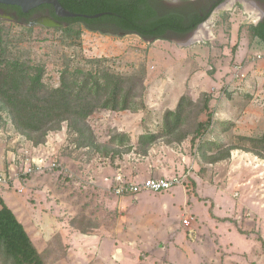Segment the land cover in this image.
<instances>
[{"label":"rangeland","instance_id":"374dc122","mask_svg":"<svg viewBox=\"0 0 264 264\" xmlns=\"http://www.w3.org/2000/svg\"><path fill=\"white\" fill-rule=\"evenodd\" d=\"M161 1L167 11L198 7L201 2ZM257 11L249 1L229 0L212 12L192 39L179 41L83 28L78 49L64 45L61 32L53 28L0 21L10 38L19 41L22 57L45 65L49 87L60 85L68 58L74 64L82 58H105L118 73L144 76L138 110H102L88 120L100 144L118 131L131 136L134 150L115 160L77 147V135L68 123L50 132L44 147L34 150L33 142L0 110V161L5 162L0 171L13 179L0 192L11 196L10 203L22 204L32 197L28 180L41 183L40 201L49 207L36 213L51 219L43 224L53 238L48 243L43 238L39 247L55 250L50 264H264V159L234 150L230 158L210 163L192 143L196 124L207 117L202 108L208 98L214 124L204 142L252 149L253 142L239 144V138L264 134V42L252 32L260 19ZM184 95L196 103L184 126L189 136L172 144L160 139L147 155L141 153V133L160 131L165 113ZM7 152L12 153V168L4 157ZM203 152L215 155L220 150L207 147ZM33 158L43 159L46 169L22 176V162ZM53 162L57 167L49 168ZM119 168L123 178L135 184L154 177H180L183 183L167 191L118 196ZM31 202L36 204L35 199ZM185 219L190 227H185ZM29 221V229L41 227Z\"/></svg>","mask_w":264,"mask_h":264},{"label":"trees","instance_id":"16d2710c","mask_svg":"<svg viewBox=\"0 0 264 264\" xmlns=\"http://www.w3.org/2000/svg\"><path fill=\"white\" fill-rule=\"evenodd\" d=\"M59 1L66 10L75 14L104 15L99 18H59L51 5H43L27 14L17 6L0 4V8L14 20L6 22L22 25H29L34 15H50L65 25L53 28L61 32L63 44L78 49L82 46L83 28L104 34H136L145 40L170 41L176 36L183 37L192 34L200 24L206 22L225 0H201L198 13L188 17L185 15L193 10L191 7L167 11L162 7L161 0ZM27 29L31 32L33 28ZM252 32L264 42V22L253 26ZM9 34V30L0 27V110L9 115L21 135L35 146L43 145L50 132L58 131L63 123H68L69 130L77 135V147L92 148L112 160L134 150L131 136L125 131H118L108 143L100 144L88 120L102 110L113 113L138 110L137 99L143 97L145 90L143 75L118 73L106 65L108 60L105 58H82L76 64L68 58L60 72V85L49 87L44 82L45 65L22 57L19 41H14ZM209 102L210 99H206L202 108L207 112V117L196 124L192 138L193 145H197L202 157L208 158L210 163H216L230 158L234 150H243L264 159V134L256 139L246 136L239 138V144L253 142L252 149L241 145L225 147L221 142L203 141L214 124ZM195 106L190 96H182L177 107L165 113L160 131L141 133L138 139L141 153L147 155L150 147L160 139L168 138V144L183 142L189 136L184 132V126L189 122ZM207 147L220 152L206 155L203 150ZM122 148L126 150L120 151ZM0 205V264H48L54 254L53 248L48 247L40 252L1 196Z\"/></svg>","mask_w":264,"mask_h":264},{"label":"crops","instance_id":"0c3cea01","mask_svg":"<svg viewBox=\"0 0 264 264\" xmlns=\"http://www.w3.org/2000/svg\"><path fill=\"white\" fill-rule=\"evenodd\" d=\"M141 123V122H140ZM44 145L42 146H38V147H35L34 146V150H40L41 148H43ZM11 152H7V155L5 157V159H7L8 163H9V168L12 166L11 162L9 161V158H10V154ZM12 154V153H11ZM5 166V162L3 161H0V170H3ZM123 169L119 168V170H117L118 174L124 176V174L120 173L122 172ZM135 178H138V176L136 177H132L131 179H135ZM28 180V179H27ZM126 180V179H125ZM26 181V180H24ZM30 183H31V193H32V197L28 200V202H23L22 204L20 202H13V203H10L9 200L11 199L10 195H7L6 191H4V193L2 194L0 192V196L2 197V199L6 202V204L12 209V211L15 213V215L17 216L18 220L24 225L26 231L28 232L30 238L32 239V241L34 242L35 246L37 247V249L42 252L44 251L46 248H48L47 246L46 247H39V244H41V241H43L44 239L43 238H46L47 239V243L49 242V240L53 237H51V234L50 233H47V230L46 227L47 225H44L43 224V221H45V223H51V219H49V217H45V218H41L40 215H37L36 211H41L43 209H46L47 207L49 206H45L44 203H41L42 201H40V194L42 193V191H40L39 189H37V186H41L40 182H38L36 179H32V180H28ZM44 184H42L43 186ZM1 188V186H0ZM4 188V187H3ZM21 190V194H23L25 192V189H20ZM32 199H35L36 200V204H33L31 201ZM30 203V205H29ZM35 205H37V207H41L39 210H36L35 209ZM34 206V207H33ZM0 208H1V205H0ZM28 211H30L31 213V217H29V219L31 221H34L33 223H35L36 226H41L39 229H29L28 228V225H30V221L28 219ZM40 219L38 220L37 219ZM47 221V222H46ZM185 226V225H184ZM48 227H50V225H48ZM185 227H190V226H185ZM45 228V229H44ZM50 229V228H49ZM46 233L47 234H50L49 236H46ZM54 253H55V250H54ZM50 261H53L52 259L49 260V263L50 264ZM56 261V260H55Z\"/></svg>","mask_w":264,"mask_h":264},{"label":"built area","instance_id":"2783aa9c","mask_svg":"<svg viewBox=\"0 0 264 264\" xmlns=\"http://www.w3.org/2000/svg\"><path fill=\"white\" fill-rule=\"evenodd\" d=\"M43 159L39 160L33 158L30 162V159L24 160V166L21 168V175L28 176L32 175L36 171H43L46 169V165ZM57 164L55 162L49 165V168H56ZM12 168V166L10 167ZM185 177V176H184ZM12 177L6 173L0 171V186H8L11 182ZM117 187H116V194L118 196H127V195H137L143 190L153 191V192H161L167 191L172 187L182 184L183 179L180 177H174L172 180H167L165 178H149L142 184H135L133 182L127 181L123 178V176L119 175L116 178ZM21 192V190H19ZM184 224L186 226L190 225V221L188 219L184 220Z\"/></svg>","mask_w":264,"mask_h":264},{"label":"water","instance_id":"95a60500","mask_svg":"<svg viewBox=\"0 0 264 264\" xmlns=\"http://www.w3.org/2000/svg\"><path fill=\"white\" fill-rule=\"evenodd\" d=\"M1 5H7V6H17L22 9V11L27 14L43 5H51L54 7L55 13L59 18H99L103 16L104 14H98L95 16H86L82 14H75L68 10H66L59 0H0ZM225 4V3H224ZM220 7V6H219ZM12 21L9 17H0V21ZM208 21V20H207ZM206 21V22H207ZM206 22L200 24L198 28L193 32V34L189 37V39H192V37L195 35V33L199 30V28L204 25ZM29 25H40L44 28H60L64 27L65 25L62 23H59L57 20L49 17H43L37 20L32 21ZM123 34V33H122ZM153 41H157L153 39ZM176 41V40H175ZM179 41V40H178Z\"/></svg>","mask_w":264,"mask_h":264},{"label":"flooded vegetation","instance_id":"af4514ba","mask_svg":"<svg viewBox=\"0 0 264 264\" xmlns=\"http://www.w3.org/2000/svg\"><path fill=\"white\" fill-rule=\"evenodd\" d=\"M216 0H214V2H215ZM227 1H229V0H225L223 3H226ZM246 1H249L253 6H255V7H257V9L259 10V12H258V16L260 17V19H259V23L258 24H260V23H262V22H264V0H246ZM222 3V4H223ZM221 4V5H222ZM187 7V6H186ZM191 9H193V10H191L190 12H188V13H186V17H188L189 15H193L194 13H198V7H191ZM7 11H5L4 9H2V8H0V17H9V18H11L12 19V21H14L13 20V18L12 17H10V16H8V14L6 13ZM50 15H48V14H39V15H34L33 16V18L31 19V21L29 22V24L32 22V21H34V20H37V19H40V18H43V17H49ZM23 23V22H22ZM172 34L173 33H169V35H171L172 36ZM193 34V33H192ZM192 34H188V35H186V36H176V38H178L177 40H188L189 39V37L192 35Z\"/></svg>","mask_w":264,"mask_h":264},{"label":"bare ground","instance_id":"6f19581e","mask_svg":"<svg viewBox=\"0 0 264 264\" xmlns=\"http://www.w3.org/2000/svg\"><path fill=\"white\" fill-rule=\"evenodd\" d=\"M259 11V10H258ZM207 23V22H206ZM206 23L204 24V25H202V26H205L206 25ZM200 34V33H199Z\"/></svg>","mask_w":264,"mask_h":264}]
</instances>
